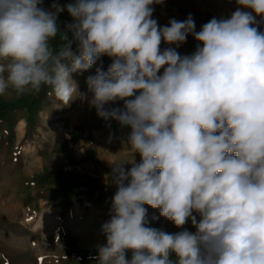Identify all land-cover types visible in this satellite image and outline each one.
<instances>
[{
	"label": "clouds",
	"instance_id": "obj_1",
	"mask_svg": "<svg viewBox=\"0 0 264 264\" xmlns=\"http://www.w3.org/2000/svg\"><path fill=\"white\" fill-rule=\"evenodd\" d=\"M162 2L0 0V97L47 88L131 129L134 159L110 163L116 192L95 264H264V0H235L199 31L191 14L160 26ZM65 10L74 22L61 30ZM189 35L195 51L181 55ZM104 55L107 71L80 92L72 73ZM145 205L196 231L148 227Z\"/></svg>",
	"mask_w": 264,
	"mask_h": 264
},
{
	"label": "rangeland",
	"instance_id": "obj_2",
	"mask_svg": "<svg viewBox=\"0 0 264 264\" xmlns=\"http://www.w3.org/2000/svg\"><path fill=\"white\" fill-rule=\"evenodd\" d=\"M53 2L43 0L42 7L50 9ZM152 7L160 26L191 14L199 31L238 6L235 0H163ZM73 22L67 10L58 16L61 30ZM259 29L264 31V24ZM197 43L189 35L177 51L190 55ZM72 50L76 52L75 44ZM111 63L104 55L88 70L72 73L79 91L90 96L87 78L97 69L107 71ZM107 107H123V101ZM130 131L99 118L87 102L75 99L63 105L47 88L39 94L0 97V264H95L98 246L106 244L101 226L110 219L116 192L109 182L110 163L134 159L127 145ZM140 159L135 154L137 163ZM145 207L148 227L196 231L190 220L177 228L159 209ZM170 258L175 260V254Z\"/></svg>",
	"mask_w": 264,
	"mask_h": 264
}]
</instances>
